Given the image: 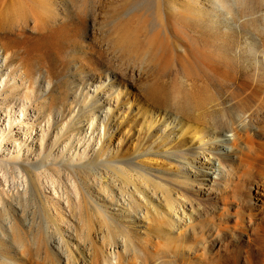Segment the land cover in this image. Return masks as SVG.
Instances as JSON below:
<instances>
[{
  "label": "rangeland",
  "instance_id": "rangeland-1",
  "mask_svg": "<svg viewBox=\"0 0 264 264\" xmlns=\"http://www.w3.org/2000/svg\"><path fill=\"white\" fill-rule=\"evenodd\" d=\"M48 1L0 0V66L4 65L0 68L2 74L0 76V93H2L0 95V138L5 139L3 145L7 148V150L4 148L0 151V156L9 161H26L31 165L41 166L38 171L44 170L43 164L52 167V172L37 176L38 186L41 187L37 194H32L30 179L29 176L24 175L25 173H21L18 169L11 172L0 168V261L6 264L3 258L9 257L13 264L42 263L43 261L37 258V249L40 245L44 247H42L44 253L48 252L51 256L60 259V264H67L69 259L71 263L83 254L89 256L92 252L90 250L94 248L98 240L101 246H104L106 242H104L103 235L105 236L107 230L101 216L95 213L97 211L88 207V205L93 206L90 204V198L99 201L98 203L111 212L113 211L115 216L131 224L135 230V237L151 235L155 238V234L149 228L135 221L132 216L136 214V209L139 210V205L140 209H145L146 206L153 208L155 204L158 205L155 197H159L162 191L156 188L153 182L141 178L139 176L141 174L130 166H123L127 176H132L140 182L144 191L142 193L134 190L130 182L114 178L113 174L107 172L105 168L98 167L97 170L88 171L78 166L77 174H73L67 169L64 170L62 166V164L69 163H88L102 155L110 159L118 154L134 156L135 161L146 169L155 174L168 176L173 182L169 188L172 196L174 194L179 198L181 194L180 198L192 201V204L194 201V205L201 208L203 214L201 219L207 217V220H202V222L213 223L218 219L216 223H224L222 233L225 236L222 246L225 248L223 251L225 255H222L220 260L210 259L213 260L210 263L205 256L200 255L203 253L201 250L197 252L193 249L191 253L182 255L188 258L191 264H204L203 261L205 264H221V262L222 264H264L263 248L258 245L259 243L255 244L259 242V238L247 242L248 226L236 227L235 216L229 217L224 213L228 208L231 213H234L240 205L246 209H252L256 213L258 225L264 226V207L249 202L251 198L249 181H244L243 190L245 192L240 189L238 192L227 190L226 194L223 193L231 197L229 198L231 202L227 203L228 206L223 204L221 194L205 196L197 187L187 188L179 179L186 175L190 179L196 178L197 169L188 164L191 169L185 171L183 164L169 155L176 151V147H172L171 143L163 146L149 140L146 131L142 128L143 120L137 115L133 116L131 110L135 107H130L129 104V100L137 99L145 107L154 110L166 109L180 113L178 109L185 108L195 117L211 110L213 104L221 108L231 106L229 90L233 84L228 80L229 74L233 75L240 68H247V61L252 65L247 74L262 73L257 67L259 63L264 62V57L259 51L264 47V0H198L199 6L202 9L205 8L203 10L207 14L204 22L186 9V4L193 0H174L180 7L175 10V18L168 15L170 10L164 4L165 0H159L162 1L160 4L163 3L162 7L158 0H153L154 3L152 1V7L149 3L147 5L146 2L141 1V6L136 5L138 10L136 7H134L136 10H132L134 15L130 12L128 17H124L126 14L122 16L119 14L123 11L121 9H124L125 4H128L127 0H98V2L95 0L96 3L89 0L86 4L90 5L91 2V5L95 4L94 6L98 7L90 5L91 13L87 16L85 2H83L85 0H53L56 9H62L63 12L62 16L58 15L56 18L57 23L64 18L71 23L69 26L71 25L72 29L77 28L75 30L79 34H76V43L69 44L72 48L69 49L70 52L65 53L64 62L56 60L53 67L49 64L42 65L37 57V59L32 58L26 53H23V58H21L19 52L23 51L24 47H30L31 43L28 42L25 46L26 43L22 42V38L15 31L18 24H21L26 29L27 35L39 32L40 28L35 29L36 17L47 14L50 8L46 5V3L49 4ZM251 7L257 11L254 15L256 16L254 24L249 17ZM92 10L99 12L95 13V18L92 16L94 13ZM167 17L170 21L173 19V22L167 20ZM160 18L162 21L164 19L165 25L164 21L160 22ZM159 22L160 24H157ZM7 23L10 25L8 26ZM153 24H157L158 30L155 25L152 29ZM159 31L162 34H159ZM66 32H69L67 33L69 35L74 33V30ZM73 33L70 35L72 36ZM60 34L59 32L57 36L63 42L72 39L70 35L71 39L67 38L69 37L66 36L67 34L61 36ZM46 39L48 43L46 48L51 49L52 46V49L47 51L54 56L57 50L55 51L52 45V32L48 33ZM94 39L97 40L94 41ZM92 46L97 51H102L103 55L101 57L96 55V50ZM255 46L258 47V60L251 52ZM6 54H10L11 58L8 60H15L17 65L18 60H25L28 63L24 67L26 71L40 69L34 77V82L30 83L25 75L19 76L21 71L18 67L15 74L18 77L16 83L21 86L11 85V82L7 80L11 74V67L5 66V63H8ZM246 54L248 57H245ZM214 62L216 64L212 65ZM50 70L51 73H49ZM81 71L86 74L82 75ZM115 75L123 95L119 99H111L110 102L102 98L99 103L92 100V106L86 105L85 99L91 83L97 85L99 79L108 83L107 78H114ZM3 86L6 90H3ZM91 87L95 88V86ZM121 100L123 102L119 103L116 108L115 105ZM20 104L28 106L24 118L29 123H24L22 126L18 125V120L22 117ZM109 106L114 110L108 111ZM92 111L98 115L94 123L90 116ZM105 115L110 117L113 131L104 138L100 137L99 133L104 132L101 122ZM125 116L133 119L134 124L132 127L128 124L122 125L120 129H117V124L125 119ZM261 117L264 118V114ZM15 118H18L17 121ZM245 118L238 119L239 127H245L248 123L249 120ZM91 123L98 126V129L89 138L90 133L87 131H91ZM214 129L215 127L211 125L205 128L210 133ZM253 129V134L256 133L254 134L256 141H264V130L259 129V131L257 126H253ZM233 137L234 132L226 129L218 141L220 148H214L213 151L221 154H234L235 150L232 147L230 150L227 149ZM193 145L199 152V142L193 141ZM136 151L138 153L134 155ZM18 153L20 156H15ZM170 175H173L172 178ZM256 176L253 180L261 181L259 177L261 175ZM174 178L178 179L176 183L178 181L179 183L175 184ZM143 183L145 185H142ZM84 190L89 193V199L85 198V194L88 193H84ZM236 194L244 198L235 196ZM139 201L142 203L140 204ZM252 206L256 208L253 209ZM44 213L48 214L44 215ZM123 214L126 215V219L123 218ZM210 217L214 220L211 221ZM209 245L212 247L213 243ZM105 248L108 249V247Z\"/></svg>",
  "mask_w": 264,
  "mask_h": 264
},
{
  "label": "bare ground",
  "instance_id": "bare-ground-1",
  "mask_svg": "<svg viewBox=\"0 0 264 264\" xmlns=\"http://www.w3.org/2000/svg\"><path fill=\"white\" fill-rule=\"evenodd\" d=\"M88 1L89 0L83 1V2H85L84 7H85L86 16L88 15V13H91L90 10L92 9V7H95V8L98 7V6L97 7L94 6L95 4L91 5V2L89 4L92 7H90V5L86 4V2L88 3ZM93 1L96 3L95 0H93ZM141 1L146 2L147 5L149 3L150 7H152V1L153 0H130V1L127 0L128 4H125L126 5L125 7L123 6L124 9L122 8L121 10H123V11H121L119 14L121 16L123 14H126V16H124V17H128L127 15L131 12L134 15V13H133L134 11H132V10L138 4H140V6H141L142 5ZM199 1L193 0L192 2H188L186 4V9L189 10L190 12L194 13L197 17L200 18V20H203V22H204L206 20L205 18H207V17H205L207 14H206L205 10H203L205 8L202 9L201 6H199V3H198ZM97 2H98V0H97ZM160 2H162V1H159V4H160ZM164 2H165L164 4L170 10V13H168V15L170 14L171 17L175 18V16H176L175 10L177 8H180L177 5V1L165 0ZM48 3L49 4L46 3V5H48L50 8L46 12L47 14L44 13L45 15L42 14V17L41 16L36 17L37 26H35V29L40 28L41 30L39 32H36L33 35H27L26 31H25L26 29L21 24H18L17 29L15 31H16L17 35H19L22 38V40H23L22 42L26 43V44H24L25 46L27 45L28 42L31 43L30 47H27V48L24 47L25 49L23 51L20 50L21 52H19V55L21 58H23V53H26L27 55H30L32 58L37 57L42 65L49 64L50 66L53 67V65L56 64V60L64 62V60L66 58L65 53H67L69 51V49L72 48L69 44L70 43H76L75 37L77 36L76 34H78V32H76L77 30H75L77 28L72 29L73 27L71 28V25L69 26V24H71V23L67 22V20H65L64 18L60 23H57L58 21L56 18H58V15H61L63 13L62 9L57 10L56 4L53 3V0H49ZM153 3H154V1H153ZM157 4H158V2H157ZM201 4H203V3H201ZM161 5H163V3L160 4V6ZM202 6L205 7V5H202ZM120 8H121V6H120ZM158 8L160 9V7H158ZM136 9H137V7H136ZM136 9H134V10H136ZM164 9H166V8H164ZM180 10L182 11V9H179V11ZM93 12H94V10H92V13ZM164 12H166V11H164ZM164 12H162V13H164ZM250 12L251 13H250L249 17H251V19L253 20V24H254L256 21V16H254V15H256L257 11L255 8L251 7ZM95 13H96V10L92 15L93 18H95L96 16L94 17V15H96L99 12H97L96 14ZM168 15H166V16H168ZM86 16H85V18H86ZM85 18L83 20H85ZM167 20L170 21V19H168V17H167ZM96 21H98V20H96ZM163 21H164V19H163ZM163 21H162V18H160V22H163ZM153 22H155V21L153 20ZM160 22L157 24H160ZM157 24L156 25L153 24L152 29L156 26V30H158ZM163 24L165 25V21L163 22ZM9 25L10 24H8V26ZM11 25H13V24H11ZM94 25H95V23H94ZM151 25H152V23H151ZM151 25H149V26H151ZM3 26H1V27H3ZM149 26H147V27H149ZM161 26L163 27V25H161ZM67 30L68 31L74 30V33L72 32L73 33L72 36L70 35L72 33L69 34L72 39L67 34L69 32L65 33V31H67ZM95 30H96V28H95ZM161 31H162V29H161ZM49 32H52V35H53V44L52 45H54V50L55 51L57 50V53H55L54 56H51V54L48 53V51L52 49V46H51V49L46 48V44H48V43H46V40H47L46 38H47V35ZM59 32L61 33L60 36L63 34L64 35L67 34L66 36H69L67 38H70L71 40L70 41L66 40L67 42L66 41L63 42V40L60 39L59 36H57V34L59 35ZM148 33H150V31H148ZM158 33L162 34L160 31ZM93 35H95L94 37L96 38V34L94 33ZM97 36H98V34H97ZM55 37H57V38L55 39ZM73 38H74V40H73ZM96 40L97 39H94V41H96ZM106 45H107V43H106ZM28 46H29V44H28ZM47 46H49V45H47ZM263 46H264V44H263ZM108 47H110V46H108ZM89 48H90V46H89ZM106 48H107V46H106ZM257 48L258 47L255 46L251 50V52H253L252 55L255 59H257V55H258ZM54 50H53V52H55ZM94 50H96V49L94 48ZM102 50H103V48H102ZM129 50H130V48H129ZM0 51H1V49H0ZM16 51H18V50H16ZM107 51H108V49H107ZM259 51H260V55L262 54V56L264 57V47L260 48ZM95 53H96V55L98 54L99 57H101L103 55L102 51L96 50ZM56 56H57V58H56ZM106 57H107V55H106ZM245 57H248V55L246 54ZM6 58H7L6 59V62H7V60L11 58V55L6 54ZM90 58H91V56H90ZM109 62H111V61H109ZM247 62H248L247 68H240V69L238 68L239 70H238V72L236 71L237 72L236 74H234V73H233V75L229 74L230 78L228 77V80L233 84L229 90V96L231 97V100H232V105L229 107L221 108V106L213 104L211 110L207 111L206 113L204 112V114H201L198 117H195L189 111H187L185 108H180L181 110L178 109V111H180V113H178L177 111L176 112L175 111H169L166 109L165 110H154V109L145 107L137 99L129 100V104L131 105L130 107H135V109L132 108V110H131V113L133 114V116L137 115L138 118H141L143 120L144 125L142 126V128H143V130L146 131V134H147V137L149 140H152L153 142H158L163 146L171 143L172 147H176V151L171 152V154H169V155L171 157L177 158L180 161V163L183 164L182 167L185 171L186 170L188 171L189 169H191V166L188 167V164L192 165V167H195L197 169L196 178L190 179V178H187V175H186V177L184 176V178L179 179L184 184V186L186 185L187 188H189V189L197 187L198 190L200 191V193L205 195V196L210 195V194H213V195L221 194V196L223 198L222 200H224L223 204L225 203L227 205V203L230 201L229 198L231 199V197H229L227 195L225 196L223 193L226 194L227 190H232L234 192H238V190L241 189V191H242L243 187L245 185L244 181L246 180V182L249 181L250 189H251V192H250L251 198L249 199V202L251 204H255L257 206L264 207V141H256V139H255L256 133H254L255 135L253 134V132H254L253 126H257L258 130L259 129L264 130V118L261 117L264 114V62L259 63L257 68L259 71H262V73L258 72L257 75L247 74L249 72V68H252V65H250L251 63L249 61H247ZM118 63L119 62L117 61V64ZM127 63H129V61ZM214 64H216V63L214 62L212 65H214ZM27 65H28V63L23 59L18 60V65H17V62H15V60H8V63H5L6 67H11V74L9 76V79H7L9 82H11V85H13V86L15 85L17 87L21 86V85H18L16 83L17 82L16 80L18 77L15 74H16L18 67H20V71H21V74H19V76L25 75L26 79H28V81L30 83L34 82V77L38 72H40V69H36L34 71H26L24 67ZM3 66L4 65L2 64L0 66V68ZM216 66H218V65H216ZM50 69H51V67H50ZM49 73H51V70L49 71ZM40 74H42V73H40ZM81 74L85 75L86 72L81 71ZM1 75L2 74L0 72V76ZM107 80L109 81L108 83H106V81L103 79H99V84H97V85H95L93 82L91 83V86H95V88L92 89V87L90 86L89 91L87 92L86 99H85L86 105L92 106V103H91L92 100H95L97 103H99L102 100V98H104V101L110 102L111 99H119L123 95L122 88L120 87V84H119V81H118V78L116 75L114 78H111V77L107 78ZM4 89L6 90L5 86H3V90ZM92 90H93V92H92ZM0 95H2V93H0ZM121 102H123V100L117 102V104L115 105L116 108H117L118 104ZM19 108L21 109L22 117L19 118V120H18L19 124L18 125L22 126V124H24V123L28 124L29 121H26L24 118V116L26 115V112L28 110V106L26 104H20ZM113 110H114V108H112L111 106L108 107V111H113ZM90 116H91L92 122L94 123L95 120L97 119L98 115H96L95 112L92 111ZM239 118L240 119L245 118V119L249 120L248 123L245 124V127H239L237 125V121ZM17 119L18 118H15V121H17ZM260 119H262V120H260ZM102 122H101V124L104 128V132H102V134L99 133V136L105 138L106 135H108L109 133H111V131H113L112 130L113 128H111V121H110V117L108 115H105V117L102 119ZM93 123H91V131H89V130L87 131V133H90L89 138H91L92 135H94L93 133H95L98 129V126H96V125L94 126ZM97 123L100 124L98 121H97ZM126 124H128V125H130V127H132V125L134 124L133 119H131L128 116L127 117L125 116V119H123L122 121H120L119 124H117V129H120V127H122V125H126ZM208 125L215 127L214 131L211 132L212 134L210 132H208V130H205V128L208 127ZM226 129L234 132V137L231 140V144H229L227 146L228 150H230L231 147L233 150H235L234 154H230V153L221 154V153L213 151L214 148H220L218 141H219V138L223 136ZM103 133H104V136H103ZM263 133H264V131H263ZM4 140L5 139L0 138V151L3 150L4 148H5V150H7V148L3 145ZM193 141L199 142V145H200L199 146V148H200L199 152L196 151V148H194ZM214 146H216V147H214ZM104 147H105V145H104ZM103 148H102V151L104 150ZM137 153H138L137 151L134 152V155H137ZM164 154H167V153L164 152ZM15 156H20V153L16 154ZM134 158H135L134 156H126V155H118L117 154V155L112 156L109 159L107 157H104V155H102V156L95 158V160H93V161L91 160L88 163H83V164H80V163L79 164L78 163L77 164L76 163L70 164L69 163V164H62V166H63L64 170L67 169L68 171L72 172L73 174H77L76 168L78 166H81V167L85 168L84 170H88V171H90V170L94 171V170H97L99 168H103V169L105 168L107 172H111L113 174L114 178L121 179V180H123V182H130L131 185L133 186L134 190L140 191L142 193H144V191H143V187L141 186L140 182L139 181L137 182L132 176L131 177L127 176L126 172L124 171L123 166H125V165L130 166L131 168L136 170V172H138V174H141V175H139L141 178L145 179L146 181L153 182L156 185L155 187L158 189H161L160 191H162L160 196L157 194L159 197H157V196L155 197L158 201V205L157 204H155L154 206L152 205L153 208H149L150 206L148 207V206L144 205V206H146L145 209H140V205H139V208H138L139 210L136 209V211H137V212L135 211L136 214L132 215V216L134 217L135 221H137L139 223H143V225H145L147 228H149L153 232V234H155V238H153L151 235L149 236L146 234H145L146 236L142 235L139 237H135L134 236L135 230L131 224H129L128 222H124V220H122L120 217L118 218L117 216H115L114 215L115 213L114 214L112 213L113 211L111 212L108 208H105V206H103L101 203H98L99 201L97 202L96 200H92L90 198L89 193L84 190L85 191L84 193H88V194H85V198L86 197H87V199L90 198L89 199L91 201L90 204L93 205V206L88 205V207L94 208L97 211L95 213L97 215L99 214L101 216L102 221L105 224L107 232H106L105 236L103 235V237H104L103 239H104V242H106V244L104 242H102V244L104 243L105 245L101 246V244L99 243V240L97 239L98 241H96V242L94 241L95 245L93 246V244H92V246L94 248L92 247L93 249L90 250L92 252H91V254L89 253L90 254L89 256H87L86 254H83L79 258H75L74 261H71V263H70V259L68 258L69 261L67 264H191L188 261V258L182 257V255L185 253H191V250H193V249L197 252H199L198 250H201L203 253H200V255L205 256L206 259H208L207 261L210 263L213 262V260H210L212 258H218L220 260L222 255H225V254H223V251L225 250V248L222 246V244H223L222 241L224 240V236H225L222 233V229H223L222 226L224 223L223 222L216 223V221L218 219L216 221H214L213 223L212 222L210 223V221L207 223H205L206 221L202 222V220H207V217H206V219H203V218L201 219V217L203 215L202 211L200 210L201 208L200 207L198 208L197 206H195L194 201L192 204V201L189 202V200H187V199L180 198L181 194H179V198L174 196V194H173L174 197L172 196L169 188L173 182L170 178H168V176L153 173L151 170H148L145 167L141 166L138 162L135 161ZM42 166L44 167V170L42 169V170L38 171V169L41 166L31 165V164H29V162H26V161H23V162H20L17 160L9 161V160H6L4 158H1V156H0V168L2 170L5 169L6 171L9 170L11 172L12 171L15 172V169H18L21 171V173H23V174L25 173L24 175L29 176L32 194H37L39 188H41L38 186L39 181H38L37 176H40L39 174H42V173L44 174L46 172H48V173L52 172V167H50V165L43 164ZM55 167H57V166H55ZM180 169H181V167H180ZM3 172H5V171H3ZM257 174L261 175V176H259L261 178V181H259V179H258V181H256L257 179L256 180L254 179L255 181L253 180V178L257 177L256 176ZM51 175H53V174H51ZM172 176H171V178H172ZM112 179H113V177H112ZM173 180L175 181V184L179 183V181L176 183V181L178 179L176 180L174 178ZM130 183H129V185H130ZM41 184H40V186H41ZM142 185H145V184L143 183ZM179 186H181V185H179ZM144 189H146V188H144ZM186 191H189V190H186ZM84 193H83V195H84ZM234 194H232V196ZM237 194L235 196L241 197L240 194L239 195H237ZM38 195L36 197H38ZM130 195H132V194H130ZM132 196H134V195H132ZM236 198H238V197H236ZM241 198H244V197H241ZM41 199H42V196H41ZM188 199H190V198H188ZM42 201H44V200H42ZM200 202H202V201H200ZM200 202L198 204H200ZM139 203H140V201H139ZM152 203H154V202H152ZM137 206L135 208H137ZM250 206H248V207L250 208ZM141 207H142V205H141ZM202 207H204V206H202ZM223 207H225V206L223 205ZM254 207L255 206H252L253 209H254ZM94 209H92V210L94 211ZM204 209H206V208H204ZM229 209L230 208H228L227 210L225 209L226 211H224V213L226 215H228L229 217L235 216V218H236L235 226L236 227L240 228V227H245L246 225L248 226V227L246 226L248 228V230L246 232L247 233L246 234L247 235L246 241L247 242L252 241L258 237L259 242H257V243L254 242V243L255 244L259 243L258 245L261 246V248H263L262 251H263V255H264V226L262 227L261 226L262 224L258 225V223L256 222L257 221L256 220V213H254L252 209L249 210V209H246V207L244 208L243 206H240V205L234 213H231ZM216 210H217V208H216ZM207 213H209V212H207ZM210 213H212V212H210ZM45 214L46 213H44V215ZM124 214H125V212H124ZM124 214H123V218H125V216H126ZM87 215H88V212H87ZM48 216H47V218H48ZM210 218H212V217H210ZM89 220H90V218H89ZM212 220H214V218H212L211 221ZM87 224H89V223H87ZM226 226L228 227V225H226ZM244 231L245 230H243V232ZM231 233H233V232H231ZM253 235H255V237H253ZM236 237H238V236H236ZM225 239H226V237H225ZM161 240H163V241H161ZM210 243H213L212 247L209 245ZM39 247L40 248L37 249V258L41 259L43 262L42 263L32 262L31 264H60L61 263L60 259L56 258L55 256H51L50 254H48V252L44 253L45 251L42 250L43 246L39 245ZM105 247H108V249H106ZM257 248H258V246H257ZM261 248L259 247V249H261ZM0 249H1V244H0ZM195 251H194V253H195ZM3 260L6 261V264H13V262L10 260L9 257H5V258H3ZM201 260H202V258H201ZM196 262H198V261H196ZM203 263L205 264L204 261H203ZM0 264H4V263L2 261H0ZM221 264H222V262H221Z\"/></svg>",
  "mask_w": 264,
  "mask_h": 264
}]
</instances>
